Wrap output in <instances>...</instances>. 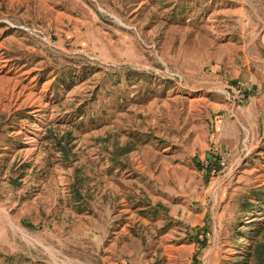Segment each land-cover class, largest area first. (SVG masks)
I'll list each match as a JSON object with an SVG mask.
<instances>
[{
    "label": "rangeland",
    "instance_id": "obj_1",
    "mask_svg": "<svg viewBox=\"0 0 264 264\" xmlns=\"http://www.w3.org/2000/svg\"><path fill=\"white\" fill-rule=\"evenodd\" d=\"M263 37L264 0H0V264H264Z\"/></svg>",
    "mask_w": 264,
    "mask_h": 264
},
{
    "label": "crops",
    "instance_id": "obj_2",
    "mask_svg": "<svg viewBox=\"0 0 264 264\" xmlns=\"http://www.w3.org/2000/svg\"><path fill=\"white\" fill-rule=\"evenodd\" d=\"M223 101L224 102L221 103V106H224V105L227 104V102H225V100H223ZM258 102L261 104V107H262V109L264 111V92L261 93V90H260L259 86L257 85V86H255L254 91L251 93V95H249V97L247 99V103H248L247 110L248 111L249 110L252 111V108ZM245 112L246 111L244 110V112L242 113V115H246ZM262 118L264 119V115H263ZM142 143H145V145H146V144H148V141L147 140H144ZM140 146H142V145H138L137 148H139ZM176 146L177 145L174 142L173 143L169 142V143H166V145H164V148L166 149V148L173 147V149L175 151L176 150H179L180 151L179 147H176ZM135 148H133L129 152H127V154L123 158L128 157L132 153V151L135 150ZM230 153H231V151H230ZM169 154H171V153H169ZM173 154H171L172 158L174 157ZM110 156L111 155L109 154L108 159L110 158ZM125 163H126L125 169H122L119 172L124 171V170H127V173H125V175H126L125 178L123 177V181L121 183H118V185L122 189L123 195H128V199H126V200H127L128 204H129V207L131 208V210L132 211L137 210L138 213L140 214L141 213L140 212V209H143L144 207L137 206L138 203H139V202H137V200H139L141 197H144L145 196L144 194H142L143 193V188H142L143 187V184L142 183L147 178V175L148 174L146 173V169L138 168L135 163H130V162L126 161V160H125ZM112 165H114V163ZM112 168L113 167H111V169ZM114 168H116L115 165H114ZM148 181L150 182V180H148ZM159 190H161V189H159ZM159 202L162 203V204H164L167 208H169V206L171 205V203L168 204V202H166V204H165L164 203L165 201L163 202V200H158L157 203H159ZM151 203L153 205L157 204L156 202H151ZM169 215H170V210H169ZM203 225H204V221H202V223L199 224V226L196 228V230H198V228L199 227H202ZM191 234L194 236V231H189V234H185V235L189 237ZM121 256H122V253L120 252L119 253V256H118V259H121V261L123 262V259H122Z\"/></svg>",
    "mask_w": 264,
    "mask_h": 264
},
{
    "label": "trees",
    "instance_id": "obj_3",
    "mask_svg": "<svg viewBox=\"0 0 264 264\" xmlns=\"http://www.w3.org/2000/svg\"><path fill=\"white\" fill-rule=\"evenodd\" d=\"M138 138L141 139V137H138ZM158 141L159 142H163V140H161V139H159ZM132 142L136 146L137 141L134 138H132ZM133 148H135V147L134 146H126L125 148H123L121 154L118 151H117V153L112 152L110 154L111 155L110 159L113 161L112 163H115L116 165H120L121 169H125L126 163L122 159L127 154V152H129ZM217 159L218 158H216V157L213 158L214 161H217ZM216 168L217 167L213 165V167L210 166L209 168H207L206 171L211 173V171L214 170V169L216 170ZM110 170H111V172L114 171V166H113L112 169L110 168ZM257 197L258 198H257V202L256 203H247V206H245V209H246L245 212L246 213L252 212L253 210H256V209H259V208L262 207V205L264 204V192L262 191V189L258 190ZM73 199L75 201H77V202H80V200L82 199L80 191L78 193L74 194ZM144 201L145 200H143V198L141 197L139 199V203H138L137 206H142ZM140 212L143 213V214L151 213L152 215L156 216V215H159L161 212L162 213H167L168 212V208L164 204H162L160 202L155 204V205H153L151 202H149L146 206H144L143 209L140 210ZM262 229H264V225L261 228H259V231H261ZM259 247H260V250H258L259 253L260 254L264 253V246L263 247L259 246ZM249 255H250V252L247 253V256H249ZM246 263H247V259L237 262V264H246Z\"/></svg>",
    "mask_w": 264,
    "mask_h": 264
},
{
    "label": "built area",
    "instance_id": "obj_4",
    "mask_svg": "<svg viewBox=\"0 0 264 264\" xmlns=\"http://www.w3.org/2000/svg\"><path fill=\"white\" fill-rule=\"evenodd\" d=\"M238 93L241 96V100H243L244 98V91L242 89H239ZM212 156H210L209 158H207V160L205 161V163H203V166L205 167V169L209 168L210 166L213 167V165H225L226 164V160H224L223 158H219L218 155L220 154V147L218 145H215L212 150H211ZM216 157L218 158L217 161H214L213 158ZM216 160V159H215Z\"/></svg>",
    "mask_w": 264,
    "mask_h": 264
},
{
    "label": "bare ground",
    "instance_id": "obj_5",
    "mask_svg": "<svg viewBox=\"0 0 264 264\" xmlns=\"http://www.w3.org/2000/svg\"><path fill=\"white\" fill-rule=\"evenodd\" d=\"M10 80V78H0V82H2V81H9ZM17 81V80H16ZM9 84V83H8ZM6 85V84H5Z\"/></svg>",
    "mask_w": 264,
    "mask_h": 264
}]
</instances>
